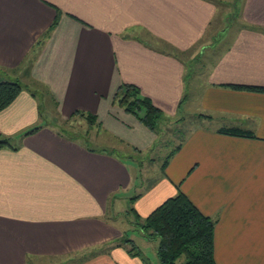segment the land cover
Instances as JSON below:
<instances>
[{"label":"crops","instance_id":"crops-1","mask_svg":"<svg viewBox=\"0 0 264 264\" xmlns=\"http://www.w3.org/2000/svg\"><path fill=\"white\" fill-rule=\"evenodd\" d=\"M237 3L214 29L218 0H0V81L37 82L54 120L96 116L88 141L45 122L34 89L0 112L14 144L0 148V264H159L131 217L179 191L216 220L217 264H264V90L234 86L264 88V0ZM125 83L194 121L138 193L126 152H155L158 134L116 101ZM126 237L155 254L132 255Z\"/></svg>","mask_w":264,"mask_h":264},{"label":"trees","instance_id":"trees-1","mask_svg":"<svg viewBox=\"0 0 264 264\" xmlns=\"http://www.w3.org/2000/svg\"><path fill=\"white\" fill-rule=\"evenodd\" d=\"M56 25L57 21L49 32ZM234 86L264 90V88L254 86ZM24 89L30 90V87L23 84L19 79L0 81V112L10 106ZM33 94L36 93L33 91ZM115 99L125 110L136 115L146 126L157 132L158 141L154 147L161 144L164 137L162 124L171 120L172 117H168L160 107L154 104L151 98L143 95L140 87L135 84H123L116 93ZM77 114L84 115L85 112L77 110L74 115ZM87 116L90 123L95 122V115L88 113ZM63 122L68 123L69 121ZM41 127L43 125H34L26 130L24 134L36 132ZM222 131L247 135L245 131L238 129H225ZM61 132L68 136L73 135L66 126L64 128V125L61 126ZM183 141L177 144L165 158L162 164L163 171L167 168L173 156L182 148ZM5 146H14L12 138L0 135V148ZM138 151L141 150L138 149ZM135 216V224L141 229L143 235L149 240L158 241L159 264H180L179 260L182 257L185 260L181 264H217L215 258L216 220L204 214L183 191H179L177 195L168 198L148 216L143 218L137 212ZM123 241L131 245L129 252L132 255L142 254L134 241L130 239H124Z\"/></svg>","mask_w":264,"mask_h":264},{"label":"rangeland","instance_id":"rangeland-1","mask_svg":"<svg viewBox=\"0 0 264 264\" xmlns=\"http://www.w3.org/2000/svg\"><path fill=\"white\" fill-rule=\"evenodd\" d=\"M237 2H238V0H218L219 12H218L217 19L221 23L217 22L215 24L214 29L216 27H220L221 25H223V20L228 21L229 19L233 20L235 17H238V10H237L238 3ZM13 76H14V80L19 79L23 84H27L30 87V90L34 89L35 91L41 93L42 96H46V99L42 105V107H43L42 109H43V113H44L43 115L46 118L45 122L55 123L59 129L61 128L62 125H64V128L66 126V128H68L70 130V133L73 134L75 137H78V138L84 137L83 139L86 138L89 141V139H90L89 135L91 132H93V129H94L93 124H90L86 120L81 119V116H79V118H77L74 122H71V123L70 122L64 123L61 120L60 121L54 120V117L57 119V117L55 115L56 114L55 113L56 112L55 106L50 101L49 97L46 94V92H48V91L43 90V89H37L36 88V87H38L37 82H34L32 79L24 76V73L19 75L20 78L18 76L16 78L15 74ZM180 115H181V113H180ZM189 117H191V116H189ZM193 124H194V121L191 118L186 122H181V121H177L174 119H171L169 121H165L163 123V126L165 127V129L163 130L164 137H163V140L161 141V144H159V147L155 152L154 151L153 152H149V151L147 152L146 151L143 153H139V152H136L134 150L126 152V154H129V155L131 154L133 157H135L138 161L141 162V166H140V173L141 174H140V176H142V177L140 178V180H142V183L137 185V187H136L137 193L143 191L142 185H145V184L148 185L149 183H151V181L156 179L157 176L162 173V171H163L162 164H163L165 158L168 156V154L174 149V147L177 144H179L181 141H183L184 135L186 138L190 129L193 127L192 126ZM93 141L94 140H91L90 143L95 145V143ZM160 149H161V151H160ZM152 158H153V160H152ZM135 218H136V216L133 213V216L131 217L132 221ZM139 231L141 232V229ZM124 239L129 240L128 237H126ZM130 240L134 241L131 238H130ZM139 242L140 243L142 242L141 244L137 243V246L139 244V246L142 247V249L140 250V252L142 254L146 253L149 257H152L155 254L153 251V247H149V248L147 247V244H149V242H151V241H149V242L146 240L142 241V239L139 237ZM149 245H151V244H149ZM155 245H157V243ZM140 247H139V249H140ZM184 260H185V258L182 257V259L179 260V263L180 264L183 263ZM46 262H48V260L42 259L39 263L37 260L34 261L35 264H45Z\"/></svg>","mask_w":264,"mask_h":264}]
</instances>
